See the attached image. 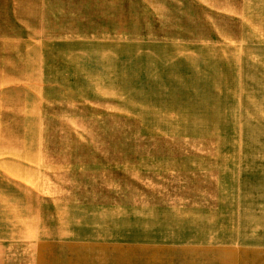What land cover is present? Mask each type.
I'll return each instance as SVG.
<instances>
[{
	"label": "rangeland",
	"instance_id": "rangeland-1",
	"mask_svg": "<svg viewBox=\"0 0 264 264\" xmlns=\"http://www.w3.org/2000/svg\"><path fill=\"white\" fill-rule=\"evenodd\" d=\"M0 264H264V0H0Z\"/></svg>",
	"mask_w": 264,
	"mask_h": 264
},
{
	"label": "bare ground",
	"instance_id": "bare-ground-1",
	"mask_svg": "<svg viewBox=\"0 0 264 264\" xmlns=\"http://www.w3.org/2000/svg\"><path fill=\"white\" fill-rule=\"evenodd\" d=\"M105 79V78H104ZM106 80V79H105Z\"/></svg>",
	"mask_w": 264,
	"mask_h": 264
}]
</instances>
